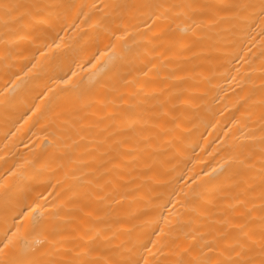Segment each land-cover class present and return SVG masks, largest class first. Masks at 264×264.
Masks as SVG:
<instances>
[{"label":"bare ground","instance_id":"1","mask_svg":"<svg viewBox=\"0 0 264 264\" xmlns=\"http://www.w3.org/2000/svg\"><path fill=\"white\" fill-rule=\"evenodd\" d=\"M9 2L55 5L64 0ZM71 2L75 5L71 12H61L56 20L59 50L83 48L78 61L82 66H73L76 75L68 83L49 81L42 74L41 69L47 64L45 56L37 53L36 59L31 60L40 41L22 33H6L0 22V185L4 186L0 187V234L5 216L10 218L20 203L51 202L59 206L67 200L69 189L78 183L77 177L89 159L88 125L115 106L106 108V99L114 101L117 95L133 91V86L135 90L142 87L145 93L159 97L150 102L158 126L151 129V145L137 169L141 175L132 185V195L116 213L112 229L118 232L116 242L127 246L155 240L152 251L164 264L165 259H174L168 250L176 245L182 247L186 241L175 231V215L169 216L165 211L168 221L161 216V194L166 196L175 188L179 193L175 199L181 201L185 193L191 196L194 189L199 192L206 185L228 182L232 170L221 172V165L237 154L241 144L257 142L251 137H259L264 117V74L260 70L264 40L256 28L252 32L254 39L244 38L238 43L239 32L230 24L222 21L209 25L205 21L198 30L202 36L199 41L190 35L178 44H170L167 38H152L162 34L178 36L185 27L183 17L151 21L149 32L140 26L145 17L131 11L122 23L112 24L111 31L105 32L97 24L102 18H113L109 5L144 0ZM197 2L219 6L245 0ZM220 15H224L223 11ZM125 43L132 50L127 58L118 56L109 62L101 83L79 95L74 85L83 81L88 86L101 78L96 68L88 64L97 47L115 45L112 51L119 54ZM59 50L51 49L46 56ZM108 54L105 52V56ZM105 56L94 63L98 65ZM64 89L67 91H61ZM53 93H58L61 100L55 107L49 104ZM77 112L78 116L74 115ZM74 119L79 120L78 125L72 124ZM181 175L183 180L177 183ZM5 188L10 189L7 204ZM43 210L47 213L53 209L45 206ZM176 211L183 212L179 204ZM74 224L68 221L66 230L71 232ZM200 227V222L193 219L186 231L195 233ZM153 229L160 235L151 236ZM162 246L165 251L160 253L157 250Z\"/></svg>","mask_w":264,"mask_h":264},{"label":"snow or ice","instance_id":"2","mask_svg":"<svg viewBox=\"0 0 264 264\" xmlns=\"http://www.w3.org/2000/svg\"><path fill=\"white\" fill-rule=\"evenodd\" d=\"M74 7L71 0L55 5L0 0V22L6 33L16 36L22 33L40 41L31 60L36 59L37 53L45 56L47 64L41 72L52 82L68 83L76 75L73 66H82L78 61L83 48L73 46L59 50L60 36L56 29L61 12L67 14ZM108 7L113 10V18H102L97 24L98 29L105 32L111 31L112 24L122 23L125 14L131 11L145 17L140 26L149 32L151 21L183 17L185 27L178 36L162 34L152 38H167L170 44H178L190 35L199 41L202 36L198 35V30L204 27L205 21L209 25L227 22L238 30L241 37L238 43L244 38L254 39L252 32L256 28H259L258 36L264 40V0L219 6L197 0L179 3L144 0L135 4L118 2ZM127 31L125 28L124 33ZM114 48L111 44L105 45L104 49L97 47L88 64L96 68L101 78L88 86L83 81L74 85L79 95L92 91L101 83L109 62L118 56L125 59L132 51L126 43L119 54L112 51ZM51 49L59 51L51 57L46 56ZM105 52L109 54L105 56ZM101 56L105 59L95 64ZM260 59V70L264 74V51H261ZM153 100L158 101L159 97L145 93L142 87L135 90V86L127 95L121 93L114 101L105 100L106 108L115 106L88 125L91 135L87 145L89 159L77 177L78 183L69 189L70 195L59 206L51 202L20 203L10 218L5 216L0 234V264H162L157 253L152 251L155 240L127 246L116 242L118 232L112 229L116 213L132 195V185L141 175L137 169L151 145V129L158 126V121L153 119L156 115L150 103ZM60 102L58 93L49 98L53 107ZM74 115L78 116V112ZM72 124L78 125L79 120H72ZM259 132L258 138L251 137L257 142L241 144L237 154L229 156L221 165V172L232 170L228 182L206 185L199 192L194 189L191 196L185 193L181 201L175 199L179 195L175 188L166 196L161 194V216L168 221V216L163 213L174 214L175 231L186 241L184 246L176 245L168 250L174 259H165L164 264H264V117ZM181 180L182 175L177 178V183ZM9 193L10 189L5 188L6 204ZM177 204L183 212L176 211ZM45 206L53 210L45 213ZM193 219L201 224L195 233L186 231ZM68 221L75 222L71 232L66 230ZM159 235L152 230L151 236ZM157 251L163 253L165 247Z\"/></svg>","mask_w":264,"mask_h":264}]
</instances>
